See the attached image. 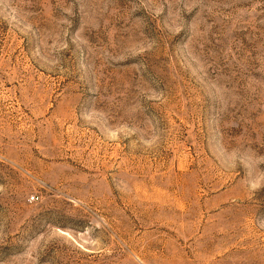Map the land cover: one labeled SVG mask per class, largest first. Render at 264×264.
I'll list each match as a JSON object with an SVG mask.
<instances>
[{
	"label": "rangeland",
	"instance_id": "obj_1",
	"mask_svg": "<svg viewBox=\"0 0 264 264\" xmlns=\"http://www.w3.org/2000/svg\"><path fill=\"white\" fill-rule=\"evenodd\" d=\"M0 264H264V0H0Z\"/></svg>",
	"mask_w": 264,
	"mask_h": 264
}]
</instances>
